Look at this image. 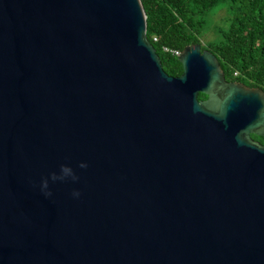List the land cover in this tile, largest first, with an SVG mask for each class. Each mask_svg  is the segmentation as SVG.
Segmentation results:
<instances>
[{
    "label": "water",
    "instance_id": "obj_1",
    "mask_svg": "<svg viewBox=\"0 0 264 264\" xmlns=\"http://www.w3.org/2000/svg\"><path fill=\"white\" fill-rule=\"evenodd\" d=\"M177 60L140 0H0V264H264V92Z\"/></svg>",
    "mask_w": 264,
    "mask_h": 264
},
{
    "label": "trees",
    "instance_id": "obj_2",
    "mask_svg": "<svg viewBox=\"0 0 264 264\" xmlns=\"http://www.w3.org/2000/svg\"><path fill=\"white\" fill-rule=\"evenodd\" d=\"M146 15V36L172 77L182 73L177 57L162 47L182 52L199 44L210 13L227 9L231 16L219 37L202 47L219 62L227 82H239L264 92V0H140ZM157 38V42L153 38ZM200 100L206 99L199 94ZM264 145V137L252 135Z\"/></svg>",
    "mask_w": 264,
    "mask_h": 264
},
{
    "label": "rangeland",
    "instance_id": "obj_3",
    "mask_svg": "<svg viewBox=\"0 0 264 264\" xmlns=\"http://www.w3.org/2000/svg\"><path fill=\"white\" fill-rule=\"evenodd\" d=\"M230 16L231 14L227 9H222L217 13H210L208 17L209 26L200 39L201 49L202 47H205L208 42L219 37V29L227 26V21L229 20Z\"/></svg>",
    "mask_w": 264,
    "mask_h": 264
},
{
    "label": "clouds",
    "instance_id": "obj_4",
    "mask_svg": "<svg viewBox=\"0 0 264 264\" xmlns=\"http://www.w3.org/2000/svg\"><path fill=\"white\" fill-rule=\"evenodd\" d=\"M78 166L82 169L87 167V165L84 163H81ZM59 172H60L59 175L53 172V173H50L47 178L41 179L39 188L45 197L52 196V192L49 190V180H51L52 182H56V181H64L65 179L70 178L73 182H76L79 179V177L76 176L73 170L68 166L61 165ZM72 196L73 198H78L80 196V192L73 191Z\"/></svg>",
    "mask_w": 264,
    "mask_h": 264
},
{
    "label": "built area",
    "instance_id": "obj_5",
    "mask_svg": "<svg viewBox=\"0 0 264 264\" xmlns=\"http://www.w3.org/2000/svg\"><path fill=\"white\" fill-rule=\"evenodd\" d=\"M153 41L154 42H157V38L156 37H154L153 38ZM162 51L164 52V53H169V54H171L173 57H179L180 56V51H178V50H176V49H168V48H166V47H162Z\"/></svg>",
    "mask_w": 264,
    "mask_h": 264
}]
</instances>
